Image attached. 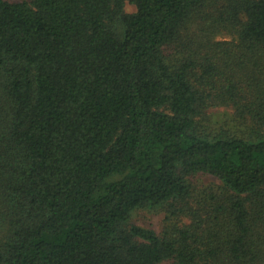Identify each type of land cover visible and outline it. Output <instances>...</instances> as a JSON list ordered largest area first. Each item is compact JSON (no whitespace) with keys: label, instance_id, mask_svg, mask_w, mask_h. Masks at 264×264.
<instances>
[{"label":"trees","instance_id":"trees-1","mask_svg":"<svg viewBox=\"0 0 264 264\" xmlns=\"http://www.w3.org/2000/svg\"><path fill=\"white\" fill-rule=\"evenodd\" d=\"M0 264H264V0H0Z\"/></svg>","mask_w":264,"mask_h":264},{"label":"rangeland","instance_id":"rangeland-1","mask_svg":"<svg viewBox=\"0 0 264 264\" xmlns=\"http://www.w3.org/2000/svg\"><path fill=\"white\" fill-rule=\"evenodd\" d=\"M9 1H15V0H9ZM133 9L130 6L126 7L127 12H131ZM222 37L217 38V40H222ZM225 114V111L219 110V114ZM201 183L203 184H211L215 183V181L209 177H203L201 179ZM132 222L134 225L141 227V228H146L149 230L154 231L155 233H159L161 223L163 221V215L162 214H154L153 212H149L147 210H141L139 212H135L132 215L131 218Z\"/></svg>","mask_w":264,"mask_h":264}]
</instances>
